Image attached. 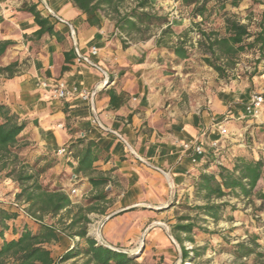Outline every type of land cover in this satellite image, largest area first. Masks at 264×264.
<instances>
[{
	"label": "crops",
	"instance_id": "crops-1",
	"mask_svg": "<svg viewBox=\"0 0 264 264\" xmlns=\"http://www.w3.org/2000/svg\"><path fill=\"white\" fill-rule=\"evenodd\" d=\"M32 4H36L41 13L54 23L61 39L49 33L39 38L34 35L39 26L32 13L25 9V6ZM100 16V26L90 25L86 14L72 0H0V40L14 42L0 64L8 65L16 60L20 62L18 73L11 78L3 77L0 82V103L26 118L30 130L32 119V124L38 128L33 140L39 143L37 151H42L44 155L48 150L61 147L69 151L67 143L73 142L79 135L95 140L102 148L100 158L95 162L96 171L104 170V174L110 173V177L119 173L128 180L114 203L118 211L136 208L138 203L143 202V193H137L135 198L131 193L144 190L147 186L138 176L151 170L146 161L169 170L177 188L180 182L194 178L201 171H214L212 163L216 159V150L211 149L209 143L223 139L220 133L222 123L215 121L222 118L228 106L223 98L216 100L209 95L210 105H206L205 98L200 103L190 99L191 108H184L187 104L181 96L184 92L178 91L177 84L178 65L184 58H178L166 46L157 44L161 31L157 36L124 46L116 32L115 21L104 14ZM67 22L74 27V34ZM94 46L97 48L96 54L92 53ZM70 49L74 50L75 57L72 62L66 63L65 52ZM13 52L16 53L14 58L11 56ZM79 54L107 70L110 83L105 85L104 73L88 61L79 60ZM28 55L31 57L29 65L24 66L23 58ZM64 65L69 68L64 70ZM58 79L65 80L68 86L97 89L94 109L79 95L55 99L48 89L42 87L43 81ZM109 89L125 93L126 101L120 108L110 109ZM235 115L230 117H240ZM94 117H98L105 128L95 124ZM67 119L80 129L67 127ZM111 130L126 139L136 154ZM200 141L208 152L205 156H197L194 162L193 145ZM185 143H192L191 147L185 148ZM60 156L68 157L71 163L67 165L75 169L71 178L65 179L61 186L66 187L68 181H74L72 191L77 195L92 190L88 178L77 171L78 159L70 155V151ZM229 159L232 157L225 159L226 162ZM63 162L58 161L51 174L68 170ZM80 175L83 177L77 180ZM163 183L168 190L166 183ZM132 208L104 223L106 243L121 249L134 243L145 219L135 221L139 211ZM148 212L143 213L147 216L144 218L151 216V211ZM12 224L5 232V239L18 237L25 225L37 227L23 213ZM105 231L108 237L114 238L113 242L108 240ZM66 239L70 238L61 237L58 244ZM2 242L0 237V245Z\"/></svg>",
	"mask_w": 264,
	"mask_h": 264
},
{
	"label": "trees",
	"instance_id": "trees-1",
	"mask_svg": "<svg viewBox=\"0 0 264 264\" xmlns=\"http://www.w3.org/2000/svg\"><path fill=\"white\" fill-rule=\"evenodd\" d=\"M72 1L86 14V20L92 26L101 25V14L109 16L115 21L116 32H119L120 36L122 33L128 35L144 33L155 25L165 26L161 30L157 44L166 46L180 59L190 55L184 34L178 33L166 17L152 12L149 9L152 7L150 0H138L137 5L127 11L122 10L125 0ZM189 1L192 2V0ZM210 1H198L199 3L194 9L195 15L201 16L204 21L207 15L215 12L223 18L224 31L217 29L207 31L199 23L201 37L197 43L203 52V60L213 67L221 77H227L229 70L236 67L238 55L252 52L257 57L252 65L250 76L263 74L264 10L257 22V29L252 31L249 24L241 22L234 13L226 8L228 3L234 7L239 6L243 0H214L215 3L209 6L208 2ZM25 9L32 13L39 26V29L34 32L37 38L44 33H49L61 39L60 33L55 30L54 23L48 16L41 13L36 4L27 5ZM174 37L178 38V43H174L172 40ZM141 39H146V37L142 36ZM123 42L124 46L128 45L126 41ZM12 44L14 42L11 40H0V60ZM73 51L70 49L65 52L66 63L72 62L75 57ZM19 67L18 60L12 61L8 65L0 64V75L11 78L18 73ZM68 68V65L63 66L64 70ZM108 94L110 95V109H118L126 101L125 93H117L114 89H109ZM27 125V119H22L9 106L0 103V177L12 179L19 184L20 191L16 194V199L22 200L26 204L24 206L19 203L14 206L0 204V237L3 239L0 245V264H62L79 254L78 251H82L86 255L85 264H137L136 259L127 252L118 251L100 243L89 231L91 222L89 214L92 212L105 213V209L101 208L99 203L106 201L109 192L105 186L112 180L104 173L95 174L97 172L95 162L100 158L102 151L100 145L93 139L78 137L69 148L70 155H74L78 159L77 171L87 177L93 189L96 190V193L86 203H75L66 190L60 186L50 188L48 184H44L39 179L41 174L57 163L56 158L48 160L46 155H41L31 160L28 155L23 156V149L29 145L27 136L23 137ZM213 153L215 152L213 151ZM42 159L47 160L45 164L36 167ZM216 159L218 160V157ZM263 177L264 162L262 158L238 154L233 160L232 166L221 163L212 172L201 171L199 173L194 187L205 203L192 208L218 221L221 218V210L228 203L217 202V199H222L230 194L245 198L255 195L264 199V191L256 189ZM73 208L76 210L66 222L65 218L70 215ZM64 211L66 214H62ZM20 213L33 220L37 227L25 225L19 231L18 237L5 239V232L12 223H15ZM47 215L51 221L46 220ZM58 216L57 221H52ZM183 220L189 221L184 223ZM13 227L17 231V227L15 225ZM195 227L207 230L202 226H197L192 218L186 215L179 217L178 223L172 227V231L175 233L174 237L181 245L184 259L190 257V254L184 245L181 232L186 233L187 239L194 241L191 234ZM61 237L72 240L75 237H80L84 239L85 245L74 246L56 258L50 246L60 242ZM259 238V233H250L249 242H240L235 245L236 257H248L252 254H255L256 258L264 256V253L257 248L263 246L258 242Z\"/></svg>",
	"mask_w": 264,
	"mask_h": 264
},
{
	"label": "rangeland",
	"instance_id": "rangeland-1",
	"mask_svg": "<svg viewBox=\"0 0 264 264\" xmlns=\"http://www.w3.org/2000/svg\"><path fill=\"white\" fill-rule=\"evenodd\" d=\"M150 1L152 7L149 9L162 17H166L176 31L183 33L185 40H187L186 47L190 55L180 61L177 75L178 91L184 92L181 96L186 99L187 103L184 108H191L190 99L194 103H200L205 98L206 105H210L209 95L214 96L216 100L223 98L224 104L228 106L222 118H219L220 121H215L226 124L229 129L228 136L223 137L220 141V148L216 150L218 161L215 159L214 163H212L215 170L221 163L232 166L233 160L238 154L262 158L264 162V104L257 116L247 114L245 109L253 95L262 94L264 96V73L250 76L252 65L257 55L252 52L239 54L236 67L229 70L227 77H221L213 67L206 64L203 60V52L198 47L197 42L201 37L199 23L207 31L217 29L223 32V18L215 12L207 15L204 21L201 16H196L194 12L195 6L202 0H192V2L189 0ZM137 3L138 0H125L122 10H130ZM214 3V0H211L208 5L212 6ZM226 8L231 13H234L241 22L249 24L252 31H255L260 14L264 10V0H243L239 6L235 7L228 3ZM162 28L160 25H155L144 33H133L132 35L122 33L121 36L119 32L118 34L122 41L130 44L137 40H144L141 39L142 36H145L146 39L157 36ZM172 40L174 43H178L177 37ZM15 55L16 53L14 52L11 54L13 58ZM29 59H31L29 55L23 58L24 66L29 65ZM0 62L2 63V59ZM262 63L264 64V62ZM3 77L5 76L0 75V82L3 81ZM228 110L232 112H228ZM233 114H236V117L240 115V117L236 119L231 117L228 122H222L225 116L230 117ZM19 116L22 119H26L21 115ZM30 124L31 130L30 126L27 125L23 132V137L27 136L29 145L23 149L22 154L23 156L28 155L33 160L44 154H42V151H37L39 143L33 140L38 128L32 124V119ZM73 124L72 121L69 123V119H67V127L71 126L74 130L80 129V127L73 126ZM79 137L82 136L79 135ZM77 138H74L73 142L67 143L69 148H71ZM47 152L45 155L48 160L56 158L57 162L64 160L65 162L63 163L66 165L71 163L68 157L62 158L58 154V150L51 149ZM229 156L232 159L226 162L225 159L229 158ZM46 161L44 159L40 160L36 167L45 164ZM66 167H68V170L63 169L58 173L51 174L54 169L53 166V168L51 167L41 174L39 179L44 184H48L50 188L56 186L63 188L71 195L75 203H86L96 193V190L92 189L86 193L83 192V195H77L76 192L72 191V183L74 181L72 183L68 181L69 185L62 187L64 180L71 178L72 173L75 171L70 165ZM165 171L169 176L153 167H151L150 171L142 172L138 176L140 181L147 183L146 188L131 193L134 194V196L132 195L134 198L137 197V193H143L142 196L144 197L143 202L138 203L135 206L136 208L132 209L139 211L134 220L141 221L145 219V222H143L140 234L134 243H130L124 248L131 257L136 259L137 264H264V256L256 258L255 254H252L248 257L237 258L234 253L235 245L240 242H249L250 233H259L258 242L263 246H258L257 248L264 253V199L255 195L251 198H245L243 196L236 197L233 194L217 199V202L225 201L228 204L221 210V218L215 221L211 216L192 208L195 205L205 203L194 187V182L198 178L199 173L193 176L194 178L180 182L177 188L173 184L170 171ZM104 172V170L97 169L95 174ZM107 175L110 177V173H107ZM112 175V180L105 186V189L109 192L108 197L106 201L99 203V206L105 209V213L92 212L89 214L91 218L89 231L100 243L104 244H108L103 234L104 223L109 220H106V217L116 211L114 203L119 198V192L123 191L124 186L128 182L126 177L119 173ZM81 177L83 176L80 175L76 179L78 180ZM135 178L138 179V177ZM163 181L166 183L168 190H166ZM170 183L173 185H170ZM256 189L264 191V177L259 181ZM19 191L20 187L17 182L9 178L0 177L1 205L14 206L16 203L21 206L26 205L22 200L16 199V194ZM75 210L76 208H73L70 215L65 218L66 222L69 221ZM148 211H151V216L144 218L147 216L143 213L147 214L149 213ZM62 214H66V211L62 212ZM184 215L190 216L197 226L207 229L195 227L191 234L194 237V241L187 239L186 233L181 232V236L184 238V245L190 254V257L186 259L182 257L181 245L174 237L175 233L172 231L173 225L178 223L179 217ZM58 218L59 216L52 219V221H57ZM46 220L51 221V218L47 215ZM188 221L183 220L184 223ZM105 235L109 238L108 240L113 242L114 238L108 237L106 231ZM142 240H144L143 245L141 244ZM57 244H53L50 247L54 256L59 258L65 251L74 246L79 245L82 247L85 245V241L80 237H75L73 240L66 239L61 244ZM78 252L79 254L62 264H85L86 255L82 251Z\"/></svg>",
	"mask_w": 264,
	"mask_h": 264
},
{
	"label": "built area",
	"instance_id": "built-area-1",
	"mask_svg": "<svg viewBox=\"0 0 264 264\" xmlns=\"http://www.w3.org/2000/svg\"><path fill=\"white\" fill-rule=\"evenodd\" d=\"M92 53L96 54L97 53V48L94 46L92 48ZM79 60H86L89 62V58L82 56L79 54ZM90 63V62H89ZM42 87L45 89H48L54 98L58 99H64L69 96H74V95H79L83 100L87 101L89 105L92 106L94 109L95 107V98L93 99V95L95 96L97 89L90 90L86 88H80L77 85H72L68 86L67 82L62 79L58 80H45L42 82ZM264 104V96L262 94H255L252 96L251 100L248 102L246 105V113L252 116H257L259 115L262 107ZM231 117L225 116L222 120V122H228V120ZM93 122L103 128L104 125L101 123L100 119L98 117H94ZM62 126V124L60 125ZM220 133L223 136H228L229 134V129L226 126V124H222V127L220 129ZM192 143H185L184 146L185 148H190ZM194 157L193 161H197V156H205L207 154V148L204 146V144L200 142H195L194 143ZM209 146L213 150H217L220 148L221 143L220 141H211L209 143ZM69 153L68 149L66 147H61L58 149V154L59 155H65Z\"/></svg>",
	"mask_w": 264,
	"mask_h": 264
},
{
	"label": "water",
	"instance_id": "water-1",
	"mask_svg": "<svg viewBox=\"0 0 264 264\" xmlns=\"http://www.w3.org/2000/svg\"><path fill=\"white\" fill-rule=\"evenodd\" d=\"M57 18H60V17L57 16ZM60 19H61V18H60ZM67 23L70 25L71 30H72V32H73V34H74V33H75L74 27L72 26V24H71L70 22H67ZM89 62H90L92 65H94L95 67H97L98 69H100V70L104 73V75H105L104 84H105V85L109 84V83H110V74H109V72H108L107 70L103 69V68H102L101 66H99L98 64L94 63L92 60H89ZM94 98H95V96L93 95V99H94ZM111 131H112V130H111ZM112 132H114V133H116L117 135H119V136L124 140V142L129 146V148L131 149V151H132L133 153L136 154V151L134 150V148L130 145V143H129L126 139H124L119 133H117V132H115V131H112ZM146 164L149 165V166H151V167H153V168H155V169H157V170H159V171H161L162 173H164V174H166V175L169 176V174H168L164 169H162V168H160V167H158V166H155V165H153V164H151V163H149V162H147V161H146ZM130 208H132V207H128V208L120 209V210H118V211H114L113 213H111L110 215H108V216L106 217V220H108V219L114 217L115 215L119 214L120 212L125 211V210H128V209H130ZM101 243H102V242H101ZM102 244H104V243H102ZM141 244H142V245L144 244V240H142V243H141ZM105 245L108 246V247H110V248H112V249H115V250H118V251L126 252V250H124V249H119L118 247H115V246H113V245H111V244H105Z\"/></svg>",
	"mask_w": 264,
	"mask_h": 264
},
{
	"label": "bare ground",
	"instance_id": "bare-ground-1",
	"mask_svg": "<svg viewBox=\"0 0 264 264\" xmlns=\"http://www.w3.org/2000/svg\"><path fill=\"white\" fill-rule=\"evenodd\" d=\"M168 176V175H167Z\"/></svg>",
	"mask_w": 264,
	"mask_h": 264
}]
</instances>
